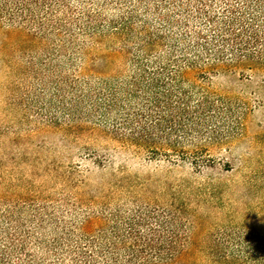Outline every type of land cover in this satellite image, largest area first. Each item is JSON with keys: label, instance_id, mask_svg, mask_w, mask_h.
Wrapping results in <instances>:
<instances>
[{"label": "trees", "instance_id": "obj_1", "mask_svg": "<svg viewBox=\"0 0 264 264\" xmlns=\"http://www.w3.org/2000/svg\"><path fill=\"white\" fill-rule=\"evenodd\" d=\"M140 5L156 12L141 15ZM3 28L35 44L48 65L62 64L52 69L64 141L100 131L124 146L191 157L216 132L207 124H242L247 111L200 82L215 74L264 82V0H0ZM18 203L0 206V264H264L261 237L227 235L207 246L237 250L189 252L197 226L180 212L136 208L76 221L73 209V224L57 215L61 201Z\"/></svg>", "mask_w": 264, "mask_h": 264}, {"label": "rangeland", "instance_id": "obj_2", "mask_svg": "<svg viewBox=\"0 0 264 264\" xmlns=\"http://www.w3.org/2000/svg\"><path fill=\"white\" fill-rule=\"evenodd\" d=\"M142 7L137 10L141 15L156 12ZM116 16L111 11L107 19ZM100 54L104 52H96ZM115 64L107 74L113 73ZM52 67L62 64L48 65L25 36L0 29V206L21 204L22 198L50 197L61 201V206L54 205L57 215L67 216L69 223L74 221L68 217L73 209L80 214L76 221L89 213H130L136 208L180 212L197 226L198 245L188 250L192 253L237 250L207 246L227 235L264 238V82L260 78L215 74L200 82L233 107L247 111L242 124H228L219 117L207 124L216 132L200 148H190L191 157L182 158L124 146L100 131L85 130L64 141L58 131L65 122L63 93L56 86L60 74ZM228 128L239 129V134L227 139ZM102 229L109 234L110 225Z\"/></svg>", "mask_w": 264, "mask_h": 264}]
</instances>
